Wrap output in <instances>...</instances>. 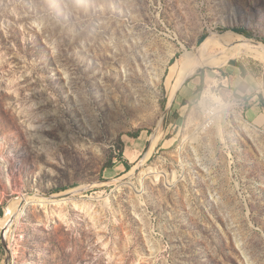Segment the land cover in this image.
<instances>
[{"label":"rangeland","instance_id":"rangeland-1","mask_svg":"<svg viewBox=\"0 0 264 264\" xmlns=\"http://www.w3.org/2000/svg\"><path fill=\"white\" fill-rule=\"evenodd\" d=\"M250 39L264 0H0L10 264H264V128L226 78L245 65L264 107V49L236 54Z\"/></svg>","mask_w":264,"mask_h":264},{"label":"crops","instance_id":"crops-1","mask_svg":"<svg viewBox=\"0 0 264 264\" xmlns=\"http://www.w3.org/2000/svg\"><path fill=\"white\" fill-rule=\"evenodd\" d=\"M230 71L235 75V82L232 80L229 81L228 77L226 78L228 79V84L231 85L233 92L240 94L241 96L236 102L239 105L242 104L245 113L244 116L256 125L264 128V107L259 97L261 90L258 83L252 77L251 73L246 77H243L240 68L237 66H233ZM225 81L227 80L223 79L222 83L224 84ZM245 97H247V99ZM245 101H248L246 109L244 105Z\"/></svg>","mask_w":264,"mask_h":264},{"label":"bare ground","instance_id":"bare-ground-1","mask_svg":"<svg viewBox=\"0 0 264 264\" xmlns=\"http://www.w3.org/2000/svg\"><path fill=\"white\" fill-rule=\"evenodd\" d=\"M228 33V32H227ZM219 38V37H218ZM227 40H233L232 38H230V36H228V34H224L223 36L221 35V38H220V42H223L225 43ZM237 41V40H236ZM203 43V42H202ZM201 43V44H202ZM239 44V43H238ZM243 45L239 50H237V53L236 54H239L240 53V50H244V49H247L248 47H257V48H260V49H264V47H259V46H254L250 43V41L248 43H245V44H241ZM213 46V43H209V42H206V44H204L202 47H200L198 49V51L196 53H193L191 51H186L184 53V55L181 57L180 59V64H179V67H180V75L178 76L177 80L175 81L174 83V86H173V90H175L177 88V86L181 83V81L183 80L184 76L187 74V72L190 70V68L193 66V64L200 59V63L199 65L201 66L202 65V62H204V58H209L210 56H212L211 54L208 55L207 54V50ZM238 48V47H237ZM234 48H232L233 50ZM235 49H236V46H235ZM235 51V50H234ZM249 51L251 52H256L258 54H262L260 51H255V50H252V49H249ZM226 56V55H225ZM248 56V55H247ZM263 58H264V54H262ZM192 64V65H191ZM190 67V68H189ZM210 93V92H209ZM18 209V208H17ZM15 210V209H14ZM13 211H12V208H7V212L5 214V216L2 218V220L0 219V224L2 222V227L6 226L8 224V221L10 220V218L13 216ZM17 215V214H16ZM12 223V222H11Z\"/></svg>","mask_w":264,"mask_h":264},{"label":"water","instance_id":"water-1","mask_svg":"<svg viewBox=\"0 0 264 264\" xmlns=\"http://www.w3.org/2000/svg\"><path fill=\"white\" fill-rule=\"evenodd\" d=\"M207 38H208V37H207ZM249 41H250V43H251L252 45H254V46L264 47V44H262V43L259 42V41H255V40H252V39H250ZM199 63H200V59L197 60V61L193 64V66L190 68V70H189V71L187 72V74L184 76V78H183V80L181 81V83L177 86V88H176V90H175V93H174V96H173V98H172L170 104L165 108V110H164V112H163V114H162V116H161V119H160L161 122L164 120L166 114H167V113L169 112V110L172 108L173 103H174L176 97L178 96L180 90H181V89H182V88H183V87L189 82V80H190L191 77L193 76L195 70H196L198 67H200ZM263 81H264V79H263ZM263 86H264V84H263ZM14 217H15V215L12 216V217L10 218V220L8 221V224H7L6 226H4V227L1 228V238H2V243H3V246L6 248V250H7V252H8V256H7V259H6V263H5V264H10V262H11V257H12V256H11V251H10V249H9V246H8V243H7V240H6V233H7L8 227L10 226V224H11V222L13 221Z\"/></svg>","mask_w":264,"mask_h":264},{"label":"trees","instance_id":"trees-1","mask_svg":"<svg viewBox=\"0 0 264 264\" xmlns=\"http://www.w3.org/2000/svg\"><path fill=\"white\" fill-rule=\"evenodd\" d=\"M227 29H232V30H234L235 32H237V33H239V34H243V35H245V36H247V37H252V32H251V30L249 29V28H247V27H245V26H241V27H235V28H226V30ZM206 38V35H204L202 38H201V42H205V41H207L210 37H208L207 39H205ZM205 39V40H204ZM232 64H234L235 66H237V67H239L240 68V70H241V74H242V76L243 77H246L250 72H248V70H247V68L243 65V64H241V63H238V62H235V61H232L231 62ZM189 83V82H188ZM187 83V84H188ZM198 88H199V90H202V86H198ZM259 97H260V100H261V102L263 103V96H262V94L260 93L259 94ZM246 99H247V97H245ZM185 101V100H184ZM125 165L127 166V167H129V164L127 163V161L125 162Z\"/></svg>","mask_w":264,"mask_h":264},{"label":"built area","instance_id":"built-area-1","mask_svg":"<svg viewBox=\"0 0 264 264\" xmlns=\"http://www.w3.org/2000/svg\"><path fill=\"white\" fill-rule=\"evenodd\" d=\"M216 114V111H214V108H208L205 112V118L210 121L211 118H213Z\"/></svg>","mask_w":264,"mask_h":264}]
</instances>
